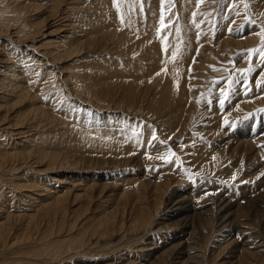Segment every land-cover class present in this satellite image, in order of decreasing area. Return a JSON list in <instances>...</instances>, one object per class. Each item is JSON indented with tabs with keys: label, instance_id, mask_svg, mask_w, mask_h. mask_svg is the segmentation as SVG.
Instances as JSON below:
<instances>
[{
	"label": "rangeland",
	"instance_id": "obj_1",
	"mask_svg": "<svg viewBox=\"0 0 264 264\" xmlns=\"http://www.w3.org/2000/svg\"><path fill=\"white\" fill-rule=\"evenodd\" d=\"M18 1L29 7V20L42 24V30L23 38L18 26L8 32L0 27V83L23 79L20 87L28 95L23 103L12 99L5 105L11 91L1 94L6 87H0V235L3 226L14 229L7 245L0 238V264H145L141 261L177 232L143 237L141 230L119 244L132 233L125 229L115 233L112 245L101 238L87 251L42 262L45 256L33 249L41 244L47 221L43 207L55 190L58 196L69 195L68 222L62 229L57 217L54 240L47 239L64 244L55 247L56 257L71 249L66 231L72 220L96 224L118 209L122 221V212L130 211L124 196L146 192L152 206L158 187L174 197L188 192L192 199L184 206H195L183 215L194 223L192 230L162 251L173 253L165 259L168 264H237L248 249L246 235L253 239L249 243L260 241L256 244L264 248V222L257 226L252 212L244 214L250 229L237 236L241 229L224 207L264 194V0H66L58 16L60 0ZM64 39L75 41L77 50L59 60L53 56ZM20 59L28 63L7 72ZM34 104L53 119L50 126H33ZM239 132L256 137L250 139L254 146L236 144ZM29 139H42L45 148L59 149L60 158L79 163L60 171L32 157L26 160L19 154L31 152ZM40 171L43 176L33 179ZM33 184L39 186L30 188ZM203 211L212 216L208 223L196 216ZM171 213H156L157 220L167 221ZM30 217L42 218L40 230ZM125 219L130 226L131 217ZM262 257L253 262L264 264Z\"/></svg>",
	"mask_w": 264,
	"mask_h": 264
},
{
	"label": "bare ground",
	"instance_id": "obj_2",
	"mask_svg": "<svg viewBox=\"0 0 264 264\" xmlns=\"http://www.w3.org/2000/svg\"><path fill=\"white\" fill-rule=\"evenodd\" d=\"M14 1V3H13ZM61 1V0H60ZM58 2L55 6V9H57V11L55 12V14L57 15L59 13V10L61 9V5H63V3L66 2V0H62V2ZM8 7V8H7ZM10 7V8H9ZM7 8V9H6ZM29 9V7H26V6H22V4L18 1V0H0V27L2 26V28H5V30L3 32H8L10 31L9 28L11 26H18L17 28L20 30L19 31V34H21V36L23 38H28V36H30L32 34L33 36V33L34 35L39 33V30L42 28V24H35V23H32L30 20H29V15L26 14V9ZM7 11L9 13V17H8V14H7ZM10 14L12 15L10 17ZM3 15L5 17H3ZM55 15V16H56ZM59 15V14H58ZM57 15V16H58ZM56 16V17H57ZM3 18V20L1 19ZM120 27V26H119ZM34 28V30H33ZM40 28V29H39ZM2 30V29H1ZM42 30V29H41ZM125 30V29H124ZM32 31H34L32 33ZM121 31V30H120ZM2 34L3 32L0 31ZM1 34V35H2ZM9 34V33H8ZM11 34V33H10ZM113 34V33H112ZM111 34V35H112ZM115 34V33H114ZM115 36V35H114ZM34 37V36H33ZM113 38V37H112ZM68 40V39H67ZM108 40V39H107ZM116 40V39H115ZM66 40L64 39V42L62 43V45H57V50H56V53L54 54V58H57L59 60H63L65 58H62V56H66L68 54V52H70L72 49L73 50H77V47H76V43L75 41L73 42H65ZM79 42V41H78ZM79 44V43H78ZM77 44V45H78ZM256 44V42H255ZM235 45V44H234ZM233 45V46H234ZM229 47V45H228ZM240 47V46H239ZM236 48V47H235ZM20 50V49H19ZM12 55H15V54H12ZM69 55V54H68ZM69 56H72V55H69ZM17 57V56H16ZM13 59H15V57L13 56ZM16 60V59H15ZM20 63H28L27 62H23L21 59L20 60H17V62H15L14 64H11V66L8 68V71L7 72H15L16 69H19V64ZM41 62H38V65L40 64ZM49 65V64H48ZM42 66V65H41ZM164 66V65H163ZM43 67V66H42ZM71 70V69H70ZM7 73V74H9ZM43 74V73H42ZM41 74V75H42ZM52 74V72H51ZM12 75V74H11ZM17 75V74H16ZM54 76V75H53ZM7 77H10V76H7ZM72 76H70L71 78ZM77 77V76H76ZM49 78H52V75L51 77ZM78 78V77H77ZM76 78V80H77ZM8 79V78H7ZM15 79V78H14ZM75 80V81H76ZM6 81V80H5ZM5 81H1L0 83V87H6L5 89V92L1 93V94H4L8 91H11L9 92L6 96H5V100H4V103L6 105L9 104V101L12 100V99H17L21 102L19 103H23L26 96L28 95H25L27 92V90H25V88H21V84L23 83V79H20L19 83H15V81L12 82V79L10 80L9 84L4 85L3 82ZM75 83L73 82V85ZM79 84V82H78ZM76 84V85H78ZM18 85V86H17ZM75 85V86H76ZM87 87V86H86ZM7 88H9L7 90ZM78 88H82V86L78 87ZM47 89V88H46ZM58 89V88H57ZM1 90H4L3 88H1ZM82 90H85V93L87 92L88 94V88L86 89H82ZM31 91V90H29ZM46 92H48L49 90H44ZM77 91V89H76ZM26 92V93H25ZM81 91H77V95L80 94ZM29 94V93H28ZM33 94V93H32ZM48 94V93H47ZM51 94V93H50ZM86 94V95H87ZM85 95V94H84ZM89 96V95H87ZM81 97V96H80ZM85 97V96H84ZM30 98V97H29ZM87 98V97H85ZM89 99H91V97H89ZM163 99V98H162ZM88 100V98H87ZM92 101V100H91ZM1 102V101H0ZM30 102V101H29ZM0 107H3L1 106L0 104ZM23 108V107H22ZM25 108V107H24ZM23 108V109H24ZM5 110V109H4ZM6 112V111H5ZM27 112V111H26ZM46 113L43 112V110H41L40 106L38 105H33V108L31 109V114L29 115L30 116V120L33 122V126H36L38 125V128H42L41 125L43 123H46V124H49V126L51 125V123L53 122V119L52 118H48L46 115ZM1 115V114H0ZM21 116H24V119L25 117H27V115H25L24 113L21 114ZM23 117L21 118H18V120H22L24 121ZM45 127V126H44ZM212 127V126H211ZM35 128V127H34ZM36 128V129H38ZM26 129V128H25ZM242 136H240L239 138L235 139V143L238 144V145H241L242 143L245 144L244 146L246 147V145H253L254 146V143L250 141V139H253V138H256V137H253V136H245V134H242L241 132H239ZM38 135V134H37ZM36 135V136H37ZM42 135V134H41ZM244 135V136H243ZM35 136V138H37ZM42 136H45V135H42ZM47 136V135H46ZM34 138V137H33ZM41 138V137H40ZM46 138V137H45ZM48 138H50V135H48ZM233 139V138H232ZM30 140V144L32 145L31 146V152H28V153H22V154H19V155H24L26 157V160L27 159H30L32 157V159L36 160L37 161V164L38 163H46L47 166H49V169L50 170H53V169H64V168H70L72 170V166H75L77 165V162L76 161H71L69 160L70 158H67V157H62L60 158V154L57 150L59 149H56V148H52L51 150L48 149V148H45L44 147V144H46L47 142L44 141V140H37L35 141L34 139H29ZM10 142V141H9ZM25 142V141H24ZM38 142H41V143H38ZM233 143V142H232ZM23 144V142H22ZM26 144V143H25ZM234 145V144H233ZM26 146V145H25ZM243 146V145H242ZM241 146V147H242ZM8 147V146H7ZM233 147V146H232ZM240 147V148H241ZM244 148V147H243ZM37 149V150H36ZM68 149V148H67ZM1 151V149H0ZM231 151V150H230ZM247 151V150H246ZM8 154V152H7ZM11 157H13L12 155H10ZM1 157V156H0ZM22 157V156H21ZM3 158V157H2ZM12 159V158H11ZM30 162V161H29ZM81 165V164H80ZM29 167V165L27 166V168ZM74 167V169H75ZM78 168V167H77ZM76 168V169H77ZM34 169L33 167H30L29 170H25L26 172H24V176L27 178L29 173L32 172L31 170ZM65 169V170H66ZM21 170V169H20ZM64 170V171H65ZM69 170V169H68ZM16 172H19V168L15 169ZM30 171V172H29ZM58 171V172H60ZM10 173V172H8ZM8 173H6V175H8ZM48 174V173H46ZM5 175V176H6ZM42 175V172L40 171L35 177H33V179H38L40 178V176ZM23 176V177H24ZM43 176V175H42ZM216 176V175H215ZM32 177V176H31ZM8 179V178H7ZM124 179V178H123ZM25 180V179H24ZM22 181V180H21ZM0 182H3L1 179H0ZM17 182V181H15ZM47 182V181H46ZM23 183V182H22ZM5 184V183H4ZM11 184V183H10ZM34 184H37V183H34ZM31 185L30 188H37L38 186L37 185ZM47 184V183H46ZM51 184V183H50ZM12 185V184H11ZM49 185V184H47ZM161 185V184H160ZM163 186V185H162ZM1 187V186H0ZM5 188V186H3ZM146 187V186H145ZM3 188V189H4ZM48 188V187H47ZM52 188V186H51ZM260 188V187H259ZM53 189V188H52ZM52 189H48L50 192ZM150 189V188H149ZM1 190V189H0ZM14 190V189H13ZM178 190V189H177ZM258 190V189H257ZM16 191V190H15ZM157 193H158V198L157 200L153 203L152 206H148L147 203H148V194L146 192H138L137 195L135 196L133 192L129 193L131 195H126L124 196V198L126 199V205L130 208V211H124L122 212L123 213V218H122V221H119L117 220V217H118V209H116L115 211H112L110 213H105L106 216L100 218L99 221L96 222V224H92V220H88L87 222L85 221L84 224H82L83 222L81 220H79L78 218H76V220H72L70 222V227H69V230L66 231L68 232V235L67 237H69V243L71 242V249L69 251H66V252H63L60 256H57L55 255V247H57L56 249H60L61 245H64L62 243V241L60 240H57L55 242H50V241H47V239H53V236L55 235L54 234V231L56 229V225H60L59 227H62V229H64V224H65V221H67L66 219V216H68V212H67V209H66V203L68 202V198H69V195H63V196H58L57 193H56V190H55V193L54 194H48V197H47V200L46 202L48 201H52L51 203L49 204H46V206H44V210L47 212V221H45V227H46V230L42 232V236L40 238V246H37V247H34V251L38 252L37 255L39 256H45L44 259H41L42 262H44V260L49 261L50 262H55L57 258L59 257H62V256H65L64 254H68L70 255L71 252H74L76 250H78L79 252L81 250H84L86 247H89L90 245H94V242L93 240H96V242H99L98 240H100L101 238H104V239H107L105 241L106 245L107 244H111V243H114V241L112 240L113 238L115 239V236L117 234L118 231H123V230H128L129 232L131 231L132 233H130V235L128 236H125V237H122V239H120L119 241V244L121 241H124V240H127V238L130 240L131 237H136V235H140L139 233L141 232V230H143V234H145L143 237H145L146 235H148V233H154L153 235H157V236H160L161 235V232L163 230H175L176 234L174 235V238L171 239V240H166V242H161V246H158L157 248L153 249L149 255H147L145 258V261H141V263H145V264H168L167 262H165V259L167 258H170L173 253H170V254H165L163 253L162 251L168 246V245H175L176 243H178L180 240H184V237L181 236V234H185L189 229H191V226L194 224H191L190 225V222L187 221V216H183L185 213H188L190 212L191 208L195 207V206H184V205H187L189 203V199L192 197L191 194L188 195V192H184V193H177V195H171L169 194L167 188H164V187H158L157 188ZM41 192L40 190L37 191V193ZM150 193V192H149ZM251 193V192H250ZM249 193V194H250ZM169 194V196H168ZM252 194V193H251ZM150 195V194H149ZM38 199V198H37ZM151 199V198H150ZM227 199V198H226ZM225 199V200H226ZM238 199V198H237ZM122 200V199H121ZM223 200V199H222ZM228 200V199H227ZM230 200V199H229ZM239 200V199H238ZM6 201V200H5ZM5 201H2L3 204L5 203ZM139 201V203H138ZM237 201V200H235ZM7 202V201H6ZM150 202V201H149ZM153 202V201H152ZM215 202V201H214ZM221 202V201H220ZM223 202V201H222ZM234 202V201H233ZM1 203V202H0ZM237 203V202H236ZM230 204V202L224 206L225 208H227V212L230 213V216L233 217L234 219H236L235 222L237 221V224H238V229L240 228L241 230L237 231L236 230H233L234 232H236V235L237 236H242L243 234H245L246 232H244V229H246L248 227V223L245 219H242V216L244 214H251V212L253 213L252 214V219L255 220V224L257 226H262L263 222H264V194L261 195L260 197H257V198H253L252 200L250 199L249 200H246L245 202H243V204ZM226 204V202L224 203V205ZM194 205H196L194 203ZM198 206V205H197ZM221 206V205H220ZM223 206V205H222ZM0 207H2V205L0 204ZM200 208V207H199ZM222 208V207H221ZM220 208V209H221ZM86 209V208H85ZM90 207H88V209H86V212L89 211ZM128 209V208H127ZM172 211L171 213V216H167L168 219L167 221H159L157 220V217H156V213H159L161 211H166V210H170ZM190 209V210H189ZM189 210V211H188ZM92 211V210H91ZM193 211V209H192ZM195 211V210H194ZM106 212V211H105ZM204 212V211H203ZM104 213V212H103ZM102 213V214H103ZM196 213V212H195ZM201 215H196V216H200L201 219L199 218V220L203 221V222H207V219H209V213L207 211H205L204 213L200 212ZM222 213V212H221ZM101 214V213H100ZM228 214V213H227ZM221 215V214H220ZM229 215V214H228ZM247 215V216H248ZM77 216V215H76ZM81 216V215H80ZM128 216V219L131 217V225L129 226V221H128V224L125 223V218ZM222 216V215H221ZM54 217V219H53ZM57 217H62V220L59 221L58 219V222L59 223H55L56 225H53V221H55V219H57ZM212 217V216H211ZM226 217V216H225ZM41 217H39L40 219ZM65 218V220H64ZM214 218V217H213ZM223 218V217H222ZM21 219V218H20ZM30 224L31 225H35L36 226V229H39L40 230V227L42 226L41 224L43 223L42 222V218L41 220H38L36 219V217H30ZM127 219V220H128ZM212 220V218H211ZM233 220V219H231ZM201 222V223H203ZM229 222V221H228ZM89 224V226H85L86 224ZM208 223V222H207ZM227 223V222H226ZM224 223V219H223V224H226ZM231 223V221H230ZM213 224V223H211ZM229 224V223H228ZM206 225V224H205ZM209 225V224H207ZM203 226V225H202ZM213 226V225H212ZM226 226V225H225ZM208 227V226H207ZM264 227V226H263ZM235 229V228H234ZM237 229V228H236ZM248 229L250 228H247L246 230L248 231ZM264 229V228H263ZM192 230V229H191ZM232 230V229H231ZM155 231V232H154ZM14 232V229L13 227L9 226V227H5L4 226L1 228V235H0V238H1V242L3 245H5L6 243L8 244V239L10 238V236L12 235V233ZM78 232V235L76 236ZM92 233L93 235V238H91L90 240L89 239H83L81 237L82 236H85V235H88L89 233ZM244 232V233H243ZM249 232V231H248ZM264 232V230H263ZM40 233V232H39ZM116 233V234H115ZM163 233V232H162ZM124 234V233H123ZM133 234V235H132ZM232 234L233 236H235V234L232 232L230 233ZM250 234V233H248ZM229 236V235H228ZM232 236V237H233ZM245 236V235H244ZM246 239L249 237V242L252 241L253 239L249 236V235H246ZM96 237V238H94ZM209 237V236H208ZM227 237V236H226ZM239 238V237H238ZM258 238V237H257ZM30 239V238H29ZM144 239V238H143ZM251 239V240H250ZM262 239V238H261ZM54 240V239H53ZM56 240V239H55ZM227 240V239H226ZM225 240V241H226ZM232 240V239H231ZM128 241V240H127ZM230 241V240H228ZM245 241V240H244ZM145 242V241H144ZM248 244H245V246H247L248 249L244 250L243 251V255H241L239 261L237 262V264H256L254 263L253 261L255 260L254 258L256 257H259V256H263L262 258H264V248H260V246H258L256 243H259L260 241L258 242H252V243H249ZM169 243V244H168ZM181 243V242H180ZM224 243V242H223ZM222 243V244H223ZM262 243V242H261ZM6 244V245H7ZM98 244V243H97ZM221 244V245H222ZM112 245V244H111ZM232 245V244H231ZM244 245V244H243ZM118 246V245H116ZM183 246V245H182ZM181 246V247H182ZM229 246V244H228ZM226 247H227V243H226ZM225 247V248H226ZM240 247V246H239ZM224 248V246L222 247ZM244 249V248H243ZM87 251V249H85ZM90 250V249H89ZM174 250V249H173ZM182 251L184 250L183 248L181 249ZM84 251V252H86ZM77 252V251H76ZM78 253V252H77ZM117 254H120V250L117 249ZM180 253V252H179ZM185 253V252H184ZM147 254V253H146ZM178 254V253H177ZM87 255V252L86 254ZM90 255V254H89ZM31 256H35L33 254V252L31 253ZM98 256V255H97ZM40 257V258H41ZM86 257V256H85ZM101 257H109V255H103ZM248 257H251L250 259H252V262L251 263H247V259ZM121 258V257H120ZM67 260V259H66ZM190 260V259H189ZM40 261V262H41ZM84 262V261H83ZM95 262V261H94ZM93 262V263H94ZM102 262V261H101ZM104 262V261H103ZM170 262V261H169ZM180 262V261H179ZM182 262V261H181ZM250 262V261H249ZM189 263V262H188ZM38 264V263H37ZM53 264V263H51ZM81 264H85V263H81ZM98 264H102V263H98ZM177 264H180V263H177ZM181 264H187V261H184L182 262ZM192 264H194V262H192ZM236 264V263H235ZM262 264V263H261Z\"/></svg>",
	"mask_w": 264,
	"mask_h": 264
},
{
	"label": "snow or ice",
	"instance_id": "obj_3",
	"mask_svg": "<svg viewBox=\"0 0 264 264\" xmlns=\"http://www.w3.org/2000/svg\"><path fill=\"white\" fill-rule=\"evenodd\" d=\"M262 49H264V36H262ZM250 51H257V52H259V51H261V49H254V50H250ZM173 55L175 56V53ZM221 103H223V101H221ZM261 111H264V109H262ZM153 138L155 139V137H153Z\"/></svg>",
	"mask_w": 264,
	"mask_h": 264
}]
</instances>
